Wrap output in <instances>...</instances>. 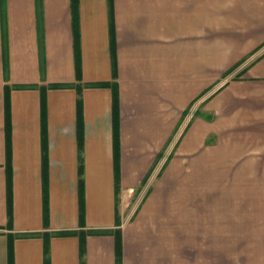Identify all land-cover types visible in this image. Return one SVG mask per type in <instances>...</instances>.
I'll list each match as a JSON object with an SVG mask.
<instances>
[{
  "label": "crops",
  "instance_id": "crops-1",
  "mask_svg": "<svg viewBox=\"0 0 264 264\" xmlns=\"http://www.w3.org/2000/svg\"><path fill=\"white\" fill-rule=\"evenodd\" d=\"M231 69L239 78L213 94ZM239 167L254 189L229 188ZM152 169L141 205L119 204ZM115 232L121 264H230L248 245L259 256L264 0H0V264L11 243L13 264H46V237L50 264H82V238L83 264H118Z\"/></svg>",
  "mask_w": 264,
  "mask_h": 264
},
{
  "label": "trees",
  "instance_id": "trees-1",
  "mask_svg": "<svg viewBox=\"0 0 264 264\" xmlns=\"http://www.w3.org/2000/svg\"><path fill=\"white\" fill-rule=\"evenodd\" d=\"M112 29H113V23H112ZM114 39L112 37V48L114 47ZM115 48V47H114ZM77 69H78V73L80 70L79 67V55H78V62H77ZM91 86V85H90ZM103 86H110L108 83H103V84H97V85H92V87H103ZM80 92V99L78 100V107H79V119H80V128H79V202H80V220H81V226L84 227V219H85V183H84V179H83V170H84V166H83V148H84V141H83V133H82V128H81V118H82V100H81V88L79 89ZM118 110H119V99H118V94L117 91L114 94V120H115V138H114V143H115V149L117 150V152L119 151V133H118ZM45 121V119H44ZM44 128H45V123H44ZM45 130V129H44ZM44 168H47V153H48V149H47V142L46 139H44ZM119 157H118V153H116V193H119V183H120V179H119ZM46 172V171H45ZM9 185H11V181L9 180ZM48 181L46 179H44V200H45V204L47 207V202H48ZM9 211H10V219H11V186H9ZM47 209V208H46ZM46 220H47V216H46ZM117 223H119V220L117 221ZM62 234H72V232H66V233H62ZM115 237H116V247H117V251H118V264H121V252H122V247H121V237L119 232H115ZM9 254H10V264H13V246L12 243L9 246ZM45 252H46V264H50V260L48 257L49 254V246H48V238L46 237V245H45ZM85 254V243L83 241V238L81 239V250H80V257L82 260V264H83V257Z\"/></svg>",
  "mask_w": 264,
  "mask_h": 264
},
{
  "label": "rangeland",
  "instance_id": "rangeland-1",
  "mask_svg": "<svg viewBox=\"0 0 264 264\" xmlns=\"http://www.w3.org/2000/svg\"><path fill=\"white\" fill-rule=\"evenodd\" d=\"M218 74V73H216ZM240 72L236 69H231L230 71H227L225 73H223L220 77H218V79H216L214 88L211 92H214L213 94H217L220 90H222L223 87H225V85L230 81V80H235L238 79L240 76ZM210 93V92H209ZM202 97H205V94L202 95ZM201 97V98H202ZM199 99V105L200 107H203V105L209 101L207 98V100L204 101V103L202 102V99ZM187 114V113H186ZM211 118V117H208ZM213 138H210L209 141H213L211 140ZM208 141V142H209ZM156 166H154L155 168ZM153 170H151L150 174L148 175V177L139 185V187L137 188L136 191H141V193L139 194V196H135L132 198H128V199H122V198H118L119 199V204H122V201L124 200V204L127 205L128 210L135 208L136 206H140L143 199H145L144 197H146L147 193L149 192V190L152 188L153 186V182H149L148 179L150 176H152L153 174H156L157 171L155 173H153ZM234 173L237 175V177L239 178V180L237 181H232L231 183H229L231 189H242V190H251L254 189V182L252 181L251 178H253V167L252 168H247L246 170L244 168L239 167L237 170L234 171ZM245 174V175H243ZM247 174V175H246ZM245 177L247 180L242 181L241 179ZM120 193V190H119ZM134 201V202H132ZM239 251L232 248L231 247V253L232 254H237L236 257H234L232 255V261L230 262V264H264V246L263 247H259V256H256V247L254 245H248L246 247H238ZM258 248V247H257ZM246 249V251H245ZM238 254H240V256H238ZM246 258V261H237V259L235 260L234 258L237 257H244ZM256 259L259 261L256 262Z\"/></svg>",
  "mask_w": 264,
  "mask_h": 264
}]
</instances>
